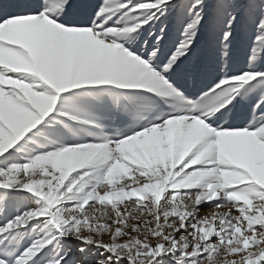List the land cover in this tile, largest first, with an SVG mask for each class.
I'll use <instances>...</instances> for the list:
<instances>
[{
  "label": "snow or ice",
  "instance_id": "snow-or-ice-1",
  "mask_svg": "<svg viewBox=\"0 0 264 264\" xmlns=\"http://www.w3.org/2000/svg\"><path fill=\"white\" fill-rule=\"evenodd\" d=\"M0 157V264H264V0H0Z\"/></svg>",
  "mask_w": 264,
  "mask_h": 264
},
{
  "label": "rangeland",
  "instance_id": "rangeland-1",
  "mask_svg": "<svg viewBox=\"0 0 264 264\" xmlns=\"http://www.w3.org/2000/svg\"><path fill=\"white\" fill-rule=\"evenodd\" d=\"M161 19H163V18H161ZM237 45L242 46V40H241V37L239 35H237L236 44L234 46H237ZM45 127L49 128V129L54 128L55 122H53L52 125H45ZM50 134L51 133L49 132V133H46L45 135H33L31 140L25 138V140L21 141L20 144L17 145V148L19 150L18 151L16 149L12 150L14 153L15 161L22 162L24 157H26L29 153L35 154V152H37V150L39 151L40 146L48 138V136ZM0 159H3V158L0 157ZM70 175H71V173H70ZM86 190H87V186H86V189L81 190L80 192H76L74 194H69V195L73 198H76V197H79L80 195H82ZM41 235H43V234L41 233ZM24 238L27 239L25 246L36 238V232H35V230L31 229V226H29L28 230L24 231L23 239ZM41 255H43V254L38 255L34 264H39V260H40Z\"/></svg>",
  "mask_w": 264,
  "mask_h": 264
},
{
  "label": "bare ground",
  "instance_id": "bare-ground-1",
  "mask_svg": "<svg viewBox=\"0 0 264 264\" xmlns=\"http://www.w3.org/2000/svg\"><path fill=\"white\" fill-rule=\"evenodd\" d=\"M38 151V150H37ZM64 164L66 165L67 164V162L65 161L64 162ZM29 237V236H28ZM27 238V237H26ZM26 238H24L23 240H22V243L25 245L26 244V242H27V239Z\"/></svg>",
  "mask_w": 264,
  "mask_h": 264
}]
</instances>
